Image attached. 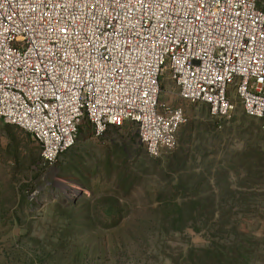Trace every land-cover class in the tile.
<instances>
[{"label":"rangeland","instance_id":"rangeland-1","mask_svg":"<svg viewBox=\"0 0 264 264\" xmlns=\"http://www.w3.org/2000/svg\"><path fill=\"white\" fill-rule=\"evenodd\" d=\"M160 100L188 123L158 158L134 124L101 137L86 124L49 166L0 122V264H196L204 250L206 264L220 251L222 264H264V119L237 105L219 124L169 78Z\"/></svg>","mask_w":264,"mask_h":264},{"label":"built area","instance_id":"built-area-1","mask_svg":"<svg viewBox=\"0 0 264 264\" xmlns=\"http://www.w3.org/2000/svg\"><path fill=\"white\" fill-rule=\"evenodd\" d=\"M219 124L240 105L264 119V0H0V122L27 132L54 166L88 124L131 123L153 157L174 150L188 117Z\"/></svg>","mask_w":264,"mask_h":264},{"label":"trees","instance_id":"trees-1","mask_svg":"<svg viewBox=\"0 0 264 264\" xmlns=\"http://www.w3.org/2000/svg\"><path fill=\"white\" fill-rule=\"evenodd\" d=\"M223 252H218L214 254V260L216 264H222L224 261V256L222 254ZM209 254L207 251H200V254L198 255L196 264H206ZM211 257V256H210Z\"/></svg>","mask_w":264,"mask_h":264},{"label":"water","instance_id":"water-1","mask_svg":"<svg viewBox=\"0 0 264 264\" xmlns=\"http://www.w3.org/2000/svg\"><path fill=\"white\" fill-rule=\"evenodd\" d=\"M75 194H77L78 197H82L83 192L82 191L81 192L79 191V192H76Z\"/></svg>","mask_w":264,"mask_h":264},{"label":"bare ground","instance_id":"bare-ground-1","mask_svg":"<svg viewBox=\"0 0 264 264\" xmlns=\"http://www.w3.org/2000/svg\"><path fill=\"white\" fill-rule=\"evenodd\" d=\"M62 189H63V191H66L67 189H68V187L66 186V185H64L63 187H62ZM76 193V192H75Z\"/></svg>","mask_w":264,"mask_h":264}]
</instances>
